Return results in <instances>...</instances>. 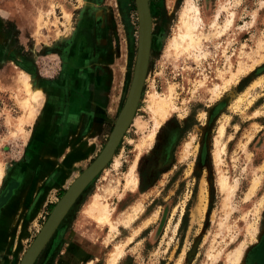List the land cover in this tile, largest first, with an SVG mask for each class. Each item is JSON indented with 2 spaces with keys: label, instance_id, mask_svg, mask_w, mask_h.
<instances>
[{
  "label": "rangeland",
  "instance_id": "rangeland-1",
  "mask_svg": "<svg viewBox=\"0 0 264 264\" xmlns=\"http://www.w3.org/2000/svg\"><path fill=\"white\" fill-rule=\"evenodd\" d=\"M189 1L199 8L202 31L208 37L202 42L205 57L198 53L177 57L168 51L188 0H148L150 56L135 120L115 156L76 200L35 264H57L66 244L75 240L74 231L97 247L98 264H106L114 246L125 243L138 228L117 264H228L240 247L245 253L238 264H247V253L262 240L264 0ZM223 5L226 11H221ZM218 12L222 34L211 28ZM88 26L92 43L86 45L82 38ZM137 42L135 0H0V167L4 175L0 206L15 187L10 184L9 189V164L20 160L26 126L36 117L30 122L24 119L17 99L19 75H28L43 99L48 97L43 93L46 84L63 89L78 71L77 50L89 54L95 48L105 54L99 59L103 64L98 70L93 65L87 75L93 83L97 79V86L103 85L99 82L103 76L104 80L109 76L104 85L110 91V123L114 124L129 90ZM232 76L237 78L225 85ZM216 86L218 97L213 92ZM155 94L174 106L157 128L154 115L146 110ZM137 119L145 124L143 129L135 125ZM222 126L224 134L217 144ZM154 129L152 143L143 146ZM110 132L106 129L94 142L92 156L65 187L96 158ZM136 159L137 189L123 195L126 175ZM221 177L228 183L225 190ZM60 193L52 192L54 204ZM94 194L110 206L117 222L134 207L140 210L138 217L129 227L120 222L118 232L110 234L108 227L100 228L83 214ZM50 212L46 207L16 235L12 264H19Z\"/></svg>",
  "mask_w": 264,
  "mask_h": 264
},
{
  "label": "crops",
  "instance_id": "crops-1",
  "mask_svg": "<svg viewBox=\"0 0 264 264\" xmlns=\"http://www.w3.org/2000/svg\"><path fill=\"white\" fill-rule=\"evenodd\" d=\"M90 29L88 26L83 31L85 33L82 40L86 45L92 43ZM93 49L95 48L88 50L89 54L86 50H77L74 60L78 71L72 73L63 89L58 85L48 84L44 86L47 88H42L48 97H43L33 123L24 128L26 137L20 149L21 158L9 164V189L10 184H15V187L9 191V198L0 206V264H12L13 251L18 245L16 235L24 231L25 223L31 218H37L46 207L58 202L53 203L52 192L66 191L76 177L67 187L65 184L81 168L82 163L92 156L94 142L106 131L105 126L114 125L110 123V91L106 88L107 84L104 85L109 81V76L105 80L103 76L99 81L103 85L97 86L94 84L98 82L97 79L93 83L87 75L88 71H92L93 65L96 70L100 68L103 63L100 64L99 59L105 56L96 49L93 54ZM107 56L108 54L106 60ZM112 128L113 126L111 130ZM74 233L75 240L66 244L57 264H98V259L94 256L98 253L97 247L93 244L90 246L91 241L77 231ZM65 257L67 260L64 262Z\"/></svg>",
  "mask_w": 264,
  "mask_h": 264
},
{
  "label": "bare ground",
  "instance_id": "bare-ground-1",
  "mask_svg": "<svg viewBox=\"0 0 264 264\" xmlns=\"http://www.w3.org/2000/svg\"><path fill=\"white\" fill-rule=\"evenodd\" d=\"M236 3H239V2L237 1ZM226 9L227 8L225 5H223L221 7V11H223V10L226 11ZM219 12L217 13L216 18L212 21L211 28L215 32L222 34V31H220L219 24H218V19H219V15H220ZM233 17H234V14H232L231 18L228 20L227 28L232 24ZM193 21H194V23H193ZM202 23H203V20H202L199 8L192 1L188 0V2L186 3L185 10L183 11L182 16L180 18L178 34L171 41V43L168 47V51L176 54L177 57H180L183 55L192 56L193 54H196V53L204 56L205 54H204V51L202 50V42H203V40H206L208 37L205 36L203 31H202V27H203ZM241 72H243V71L240 70L239 73H241ZM237 76H232L231 77L232 79L229 81L227 80L228 82L226 81L225 85L233 82L237 78ZM16 85L18 86L17 99L20 102V104L24 110V119L27 122L28 121L30 122L36 116L37 107L40 104V101L43 100L41 97V95H42L41 89L39 87H35L31 81L30 77H28V75H26L24 72H22L21 75H19L18 80L16 82ZM219 88L220 87L216 86L215 90L213 91L215 94V97H218V94H219L218 92L220 90ZM242 100H243V98H242ZM240 104L241 103L239 102L238 106H240ZM137 106H138V103H137ZM146 106H147L146 107L147 112L154 115L155 128L159 127L160 124L164 120L167 119V117L170 115V112L174 109V106L172 105V103L168 102L164 97H161L158 94H155L153 97H151L150 101H148L146 103ZM237 108H239V107H237ZM133 120H134V117H133ZM20 125H21V123H20ZM135 125L140 129H143L145 127V124L138 119L135 121ZM155 132H156V130L154 129L147 136V138L145 139V141L143 143V146L146 147L148 144H150L151 141H153L152 138L154 137ZM223 134H224V126H222L219 129V133H218V136L216 139L217 144L220 142L219 139L221 138V136ZM217 154L219 155V153H217ZM218 155H217V157H218ZM114 156H115V152L113 153L110 160H112V158ZM116 161H117L116 167H118L119 162H118V160H116ZM136 163H137V159L133 163L129 173L126 175V178H125L126 183H125V186L123 189L124 190L123 194H125L126 192H130V191L133 192L137 189L138 180H137V177L135 174V168L137 165ZM3 176H4L3 170L0 167V181L3 178ZM225 178L226 177H221L220 184H221L222 190H225L228 186V183H227ZM257 182L258 181L254 182V184H253V186L251 188V192H250L251 194L254 193V191L256 190ZM233 189L234 188H231V189H229L231 191H228L229 192V196H228L229 198L233 194L232 193ZM250 193H249V195H250ZM262 201H263L262 204H264V200H262ZM139 212H140V210H138L137 207H134L133 211L125 214L126 216H124L121 221L117 222L113 218V210L110 208V206L108 204L100 202L98 196H96L87 204V208L84 211V215L88 219H90L92 222L97 224V226H99L100 228H107L108 227L110 229V234H111L114 232L115 233L118 232V225L120 222L125 223V225H127V227H129L132 224V222L138 217ZM149 221H150V219H149ZM145 225L146 224H144L143 226L145 227ZM140 230L138 228L137 231L134 233V235L132 237H130L129 239H127V241L125 243L115 245L114 250L111 252L109 258L107 259L106 264H117L119 262V260L124 256V247L127 244L132 242L134 236ZM244 253L245 252H244L242 247H240L236 250L234 249V252H233L234 259L230 260L228 262V264H238L240 262V260L243 258Z\"/></svg>",
  "mask_w": 264,
  "mask_h": 264
},
{
  "label": "water",
  "instance_id": "water-1",
  "mask_svg": "<svg viewBox=\"0 0 264 264\" xmlns=\"http://www.w3.org/2000/svg\"><path fill=\"white\" fill-rule=\"evenodd\" d=\"M138 15V42L133 77L124 105L113 125L111 133L97 157L66 189L54 205L48 218L34 240L24 252L19 264H34L53 233L86 187L108 165L121 139L130 126L137 109L150 56L151 15L148 0H135Z\"/></svg>",
  "mask_w": 264,
  "mask_h": 264
},
{
  "label": "flooded vegetation",
  "instance_id": "flooded-vegetation-1",
  "mask_svg": "<svg viewBox=\"0 0 264 264\" xmlns=\"http://www.w3.org/2000/svg\"><path fill=\"white\" fill-rule=\"evenodd\" d=\"M247 264H264V236L246 255Z\"/></svg>",
  "mask_w": 264,
  "mask_h": 264
},
{
  "label": "trees",
  "instance_id": "trees-1",
  "mask_svg": "<svg viewBox=\"0 0 264 264\" xmlns=\"http://www.w3.org/2000/svg\"><path fill=\"white\" fill-rule=\"evenodd\" d=\"M105 128L106 129H109V132L111 131V126L110 125L109 126L108 125L105 126ZM61 192L62 193H60V197L64 194L65 191H61ZM53 207H54V205H52V204L48 206V208L50 209V211L52 210Z\"/></svg>",
  "mask_w": 264,
  "mask_h": 264
}]
</instances>
